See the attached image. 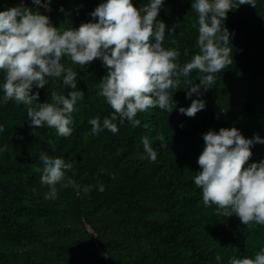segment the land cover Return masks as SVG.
Listing matches in <instances>:
<instances>
[{
  "label": "trees",
  "instance_id": "trees-1",
  "mask_svg": "<svg viewBox=\"0 0 264 264\" xmlns=\"http://www.w3.org/2000/svg\"><path fill=\"white\" fill-rule=\"evenodd\" d=\"M20 2L0 0V10ZM100 2L51 0L50 11L32 0L24 6L48 15L63 30L94 19L88 13ZM132 2L138 8L148 0ZM81 3L84 7L77 9ZM196 17L190 0H163L158 12L166 26L176 25L162 43L179 49L180 65L198 51ZM224 26L234 33L228 45L232 61L214 74L207 90L201 86L205 107L191 117L178 108L197 98L185 96L190 87L185 80L199 83L196 69L178 77L180 83L169 90L177 102L171 113L150 107L136 113L141 122L136 127L126 122L115 134L107 129L92 134L89 118L113 111L100 94L106 68L99 58L81 68L61 58L77 72V89L83 92L66 137L46 124L30 126L26 105L0 103V146H5L0 152V264H229L230 256L251 257L264 246V224L246 225L215 204L204 206L193 181L204 146L201 134L209 128L236 127L246 138L264 137V0L228 10ZM62 83L49 77L36 102H52L53 90L67 96L71 89ZM157 130L163 141L156 139ZM141 136L149 138L155 160L141 158ZM41 152L72 163L56 184L54 199L44 198L48 185L33 170L40 166ZM251 152L248 162L264 158V144H254ZM84 185L91 187L85 192Z\"/></svg>",
  "mask_w": 264,
  "mask_h": 264
},
{
  "label": "clouds",
  "instance_id": "clouds-1",
  "mask_svg": "<svg viewBox=\"0 0 264 264\" xmlns=\"http://www.w3.org/2000/svg\"><path fill=\"white\" fill-rule=\"evenodd\" d=\"M33 5L50 11L51 0H32ZM255 6V0H190L191 9L197 13L193 27L197 29L194 47L198 51L180 65L177 61L180 51L164 47L166 33L171 36L175 24L166 26L157 19L163 0H148L140 7H134L132 0H101L88 15L94 19L78 27L61 30L50 23L48 15L32 10L22 3L0 10V103L14 100L26 105L30 126L46 124L53 127L57 135L68 136L73 123L72 112L83 92L77 89V72L72 66L61 62L64 57L80 68L99 58L106 73L98 83L100 94L113 110L101 118L92 116L88 123L92 134L103 129L112 133L118 131V124L129 123L136 127L141 122L138 111L158 106L171 113L177 102L169 91L180 83L178 77H187L196 69L199 83L185 80L187 106H180L179 113L193 116L205 107L201 97V86L205 90L213 84L216 76L231 63L232 54L228 46L230 33L224 26L228 10L241 4ZM84 4V3H82ZM63 12V6L58 9ZM188 54L185 49V55ZM49 77H59L62 85L69 86L64 92L53 90L52 102H36L39 89L48 83ZM197 80V79H196ZM35 88L37 91H32ZM31 93V94H30ZM36 106L33 107V102ZM147 127V125H144ZM179 126H183L182 124ZM4 125L0 124V132ZM204 146L197 157L199 170L193 177L200 188L204 206L215 204L223 215L235 214L246 225L249 222L264 224V158L249 161L251 146L264 144V137L253 134L246 138L236 127L209 128L202 133ZM156 139L163 141L157 130ZM143 154L155 160L157 152L149 138L140 137ZM5 146H0V152ZM41 184L48 185L45 199H54L56 184L65 177V170L72 163L63 156L39 154ZM68 183H73L71 178ZM91 186L84 185L82 191ZM104 185H98L103 191ZM229 264H264V246L253 256L228 258Z\"/></svg>",
  "mask_w": 264,
  "mask_h": 264
},
{
  "label": "built area",
  "instance_id": "built-area-1",
  "mask_svg": "<svg viewBox=\"0 0 264 264\" xmlns=\"http://www.w3.org/2000/svg\"><path fill=\"white\" fill-rule=\"evenodd\" d=\"M20 3H22L23 5L26 3V0H21V2ZM84 7V4H80V5H78L77 6V9H81V8H83ZM77 15V14H76ZM79 25H80V23H79Z\"/></svg>",
  "mask_w": 264,
  "mask_h": 264
}]
</instances>
